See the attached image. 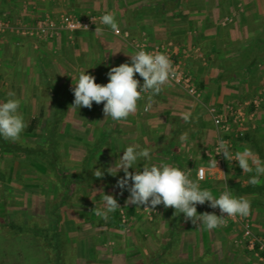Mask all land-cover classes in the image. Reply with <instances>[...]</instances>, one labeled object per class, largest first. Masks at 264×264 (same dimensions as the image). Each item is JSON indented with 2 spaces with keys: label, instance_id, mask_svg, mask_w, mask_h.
<instances>
[{
  "label": "crops",
  "instance_id": "0c3cea01",
  "mask_svg": "<svg viewBox=\"0 0 264 264\" xmlns=\"http://www.w3.org/2000/svg\"><path fill=\"white\" fill-rule=\"evenodd\" d=\"M79 1H88L89 4L92 2V0H63V4L70 6L72 2L77 4ZM107 1V7L96 12H90L88 9L82 12L81 10L83 8L79 9L76 6L75 8H71L73 10L70 11L76 15H84L89 12L103 13L109 10L114 11L118 24H120L118 26L121 33L116 34L112 30L105 28L101 35H97L94 29L72 34L62 32L57 38L43 39V49H41L43 53L41 60L42 72L40 78L33 76L30 70L27 73L22 72L19 76L18 73L21 72L18 70L19 66L27 68L26 71H28L31 58L26 57V59L24 57L27 54L28 47H33L29 45L31 44V40L27 36L15 37V41L12 38L14 41L13 48L16 51L18 50V53H15L10 60L7 57V53L3 55V52L0 50V101L6 99L9 91H14L24 101L21 104V111L24 117L25 115L33 114V109L28 113V106L32 108L39 107L38 113L42 118V123L46 126L43 127V124L41 126L37 124L38 129L45 130L53 127L55 123L50 124L49 115H56L59 118L56 123L58 125L66 113L77 116L75 118L77 120L75 123L77 124H70L71 126L73 125L72 127L75 130L88 129L90 131H103L104 129L105 140L107 141L105 152L109 162L114 163L116 160H119V157L123 154V149H120L121 147H126L129 144H139L152 149V162L163 160L178 165L181 168H189L193 171L196 166L205 162V151L209 150L215 142V129L207 107L213 105L222 106L229 103L235 104L238 102V98H242L247 94V90H250V85L252 86V84L257 83V75L260 71L258 67L263 65L260 64L263 61L258 60L257 50L259 47L256 39L258 34L262 32L264 25L262 27L260 26L259 29L252 28L258 16L254 12H250L254 14H249L248 11L243 12V9L238 11L239 8H233L231 10L226 8V13L220 15V12L216 10L215 6L210 8L207 5L206 7L202 5V7L198 8V5L194 3L191 5L184 3L181 5V0H173L177 8L166 12L155 7V4L161 0H134L136 5H133V7L129 5L126 8L121 6L120 1H118L119 6L117 8H115L113 3L109 6V0ZM5 2L12 4L10 6V12L6 13V15L15 20H22L19 13H26L28 11L32 12L33 17L38 19L42 15L39 14L41 11L49 9L48 7L52 8L54 4L57 6L61 4L59 7L56 6L59 10L65 9L62 3H60L61 0H6ZM229 2L231 4H240L239 0H231ZM43 5L45 6L43 7ZM123 7L127 12V17L133 18V24H128L127 18L123 14H120V9H123ZM5 16L0 18H6L7 16ZM32 24H34V21ZM129 26L133 29L129 28ZM6 35L0 34V38ZM133 39L146 40L149 45L161 43L174 44L185 70L191 74L200 92V100L193 99L169 80L162 86V91L158 95L150 96V93H142L141 98L137 101L136 112L121 121H113L110 117H105L103 103L97 104L93 102L90 108L86 106H82L79 109L73 107L70 112H66L65 108L68 107L71 101H74L72 88L75 79H72V77H75L80 70L87 68L86 71L95 76L97 83H107V73L112 66H118L124 62H131L130 54L135 51L130 43ZM0 45V47L3 46V44ZM24 53L25 56L22 57ZM51 63L57 68L56 75H51L48 73V70L46 71V68H50ZM135 76L141 81L142 77L138 73ZM38 82L42 83V89L39 91H37L38 86L34 84ZM20 84H23L24 90L20 89L22 88ZM256 87L258 88V85ZM27 88L30 90H27ZM257 88L254 90L255 92L252 89L254 94L252 93L251 98H254ZM63 92H66L65 96L62 94ZM250 96H248L249 99ZM27 100H31L32 102L29 104L26 102ZM192 103L195 106L192 107ZM51 104L54 107H51ZM145 106L150 107L145 110ZM189 109L193 113V118L188 123H185L180 118L179 113ZM83 115H88L92 118H89V122L85 123L82 120ZM147 115H151L147 118L150 123H148V126H145L144 118ZM34 117L32 115L29 124ZM35 118L38 117L36 116ZM255 126L253 122H248L246 129L251 133L250 130H254ZM183 132H188L189 139L187 142L179 141V136ZM156 133L157 135H155ZM102 136L103 133L99 138H96L95 142L101 140ZM6 141L8 142V146L4 143ZM249 142L250 140L243 141L244 144H248ZM13 145L12 142L10 144L9 140L0 138V159H6L9 162L8 174L11 175L12 171H14L18 178H20L21 176L18 173V160H14L12 158L13 155L7 152ZM2 152L4 153L2 154ZM31 159L32 162L33 158ZM15 163L16 167H13ZM237 166L240 167L239 164ZM142 167L143 164L140 165L141 170ZM216 169L218 170L217 173L212 169L213 175L209 177L212 184L224 183L225 178L228 184L236 181L232 176L231 170L229 171L225 167H218ZM120 171L123 170L121 169ZM129 171H134V169L130 168ZM5 172L2 161H0V176ZM247 174L246 176L249 178L251 173ZM30 176H33V174L31 173ZM209 180L207 179L208 182ZM237 180L243 184L242 180ZM43 182L44 180L41 181V185ZM200 184L203 186L207 185L205 182H200ZM247 199L249 200V198ZM12 201L10 198L6 203L10 205L19 203L18 201L15 203ZM204 205L210 207L208 202H205ZM251 206L253 205L251 204ZM258 210L259 208L254 207V214L252 213L250 215L252 229L254 223L257 221L255 214ZM22 213L23 209L19 213L14 214V217ZM258 215L256 214V216ZM260 215L264 219V213ZM261 225H264V220L261 221ZM204 227H200L201 232L199 233L202 236L204 235ZM212 230L218 233L217 240L219 242L217 241V244H221V241L226 237L225 232L230 231V236L228 237L232 239L231 243L237 249V256L235 257L233 254L232 258L243 259L244 257L249 260L257 259L243 244L235 241L240 235V231L235 225L220 226ZM253 232L255 233L254 230ZM255 234L264 236V233L259 234L256 232ZM8 239L0 236V244L2 242L12 241V239ZM18 239L27 240L24 237H18L13 240L16 241ZM206 241L207 247L203 251L204 254L198 258V261L204 260L205 257L203 258V256H207L212 251L209 245L211 244L209 239L207 238ZM12 253L9 256L2 257L6 259L7 257L12 258L11 255H14ZM214 253L219 258L224 254L221 250L220 253ZM257 260L261 261L259 259ZM259 264H264V262H260Z\"/></svg>",
  "mask_w": 264,
  "mask_h": 264
},
{
  "label": "rangeland",
  "instance_id": "374dc122",
  "mask_svg": "<svg viewBox=\"0 0 264 264\" xmlns=\"http://www.w3.org/2000/svg\"><path fill=\"white\" fill-rule=\"evenodd\" d=\"M5 1L6 0H0V8L4 9L5 12L8 13L11 10L10 6L12 4H8ZM106 1L107 0H92L90 4L88 1H79L77 4H74L72 2L70 6H65V4H63V0H61L60 3H62V6L65 7L64 10H59V8H57L61 4H59L58 6L54 4L52 8L48 7L49 9H45L41 11L43 13L40 12L39 14L55 17L60 13H63L62 11L72 13V11L70 10H73L71 8H75V6L79 9L83 8L81 10L82 12H84V10L87 11V9L90 12H96L107 7L108 1ZM118 1H120V3L122 4L121 6H124L125 8L129 5L130 7L136 5L134 0H109V6H111V4L113 3L115 8H117L119 6ZM217 1L222 2L223 0H181L180 4L182 5L185 3L187 5H191L194 3L195 5H198V8L202 7V5L205 7L207 5V7L213 8L216 5ZM229 1L231 0L223 1V3H225V5L227 6L226 8L230 10L233 8H239L238 11L240 9H243V12L248 11L249 14L255 13V15L258 16V18L255 19L252 28L259 29L260 26L262 27L264 25V0H239L240 4H231ZM44 6L45 5H43V7ZM83 6L88 8H84ZM43 7L41 6V8ZM124 7L123 9H120V14H123L124 17L127 18L128 24H133V18L131 16V18L127 17L128 15L124 10ZM31 13L32 12L30 11L26 13L20 12L19 15L22 20L16 19V21L15 19H12V17H8L7 15V17L5 16L6 18L4 19L8 20L9 24L12 25H16L18 22L29 25L32 24L33 21L35 22L34 19H36V17H33V13ZM129 28L132 27L129 26ZM134 28L135 30H137L136 27ZM0 34H7L5 37L1 36L0 38V44H3V46L0 47V50L1 52H3V55H6L7 53V57H9L11 60L13 58V55H15V53H18V50L16 51L15 48H13L15 37L25 35H18L10 31H3L0 32ZM27 37L30 38L31 44L29 45H31L33 48L28 47L26 56L24 53L22 57L25 56L24 58H31L30 66L28 67V71H26L27 68L19 66L18 70L21 72L18 74L20 76L22 72L27 73L30 70L33 76L40 78L42 72L41 60L43 57V53L41 49H43V39H36L30 36ZM167 37L170 38L169 35H167ZM12 38H14V41ZM258 57V60L263 61L260 63L263 65L258 67L260 71L257 75V83H255L256 85H258V88L255 84H252V86L250 85V90H247V94L242 98L237 99V101L244 107V111L250 116L248 122H253L256 125L257 129L252 135L253 137L248 144L234 141L233 150H243V148L247 146L251 148L256 154H258L262 159H264V52H260L258 54ZM47 70L51 75L57 74V68L53 63H51L49 69L46 68V71ZM34 84L38 86L37 91L42 89L41 82ZM20 86L22 87L20 89L24 90L23 84H20ZM255 87L257 88V90L254 97L260 92L262 93V101L257 106L248 103L250 99L253 100V98L251 97L255 92ZM252 89L254 92H252ZM27 90L30 89L27 88ZM62 94L63 96H65L66 92H63ZM248 96H250V99ZM26 102L30 104V102L32 101L27 100ZM72 104L73 101H71L68 107L65 108L66 112H70L72 110ZM52 106L53 105L51 104V107ZM193 106L195 105L193 104L192 107ZM38 108L39 107L32 108L28 106V113H30L31 109H33V114L25 115L27 125H29V120L32 115L39 118L38 124L40 126L41 124H43L41 120L42 118L38 113ZM150 116L151 115L145 116V126L149 125L148 123H150V121L148 122L147 118H149ZM76 117V115L66 113L60 120V123L57 125L56 123L59 118L56 115L52 114L48 116L50 124L52 125L53 123H55L53 124V129L55 130L56 139L58 140V145L56 148L59 158L66 167L72 170L81 168V159L86 155L85 150L89 149L90 144L94 143L96 138H99L102 133L105 134L104 129L103 131H90L88 129L75 130L72 127L73 125L71 126L70 124H77L75 123L77 122V120H75ZM89 118L92 117L88 115L82 116V120L85 123L89 122ZM39 125L38 127L41 128ZM42 126L45 127L46 125L43 124ZM44 131L46 130L40 129V132L34 131L33 133H29L26 127L25 130L21 133L20 140L15 142L10 140L9 141L10 144L12 142L14 145L29 144L34 146L42 142V134ZM155 135H157V133ZM106 147L107 141L105 140L102 147L94 153V158L91 166L94 169H107L110 173H116V175H114V177H110V179H107L102 183L98 182L101 183L100 185L104 184L105 182L106 184L103 187L92 183L96 186L91 188L88 187L89 192H91V194L93 195L91 196L89 201H84L81 198L83 190L75 191L73 195L70 194L66 198L63 197V190L66 189L58 184L59 180H57V176L51 171L50 167H48L41 160L38 155H30V157L33 158V161L31 162L32 159L27 157L29 155H26L23 151H21V149H8L7 152L13 155L12 158L14 160H18V173L21 177L18 178L17 174H15L14 171H12L11 175L8 174L9 162H7L6 159H0V161H2V166H4V170L6 171L3 175L0 176V207H2L0 210V215L6 216V218L10 217L11 219L18 220L17 217H14V214L19 213V211L23 209L22 215L24 217V220L26 221L31 218L33 220H37V218L50 220L54 218L49 213L50 207L56 202H63V204H61L59 209L56 211V216L62 227L63 241L65 245H68L70 247V252L75 264H170V261L175 259H177V264H259L260 262H264L262 260L258 261L257 259H255L256 261L249 260L244 257L243 259L232 258L233 254L235 255V257L237 256V249L233 247V243H231L232 239L228 237L230 236V231L225 232V239L221 241V244H217L218 233L216 231L209 230L204 227V235L202 236L199 233L201 232L200 227L203 228V226H201L202 224H200L199 222L193 223L191 218H185L183 213L178 214L171 206L166 207L163 203H161L151 209L143 208L144 206H141L142 208L136 207V205L134 204L127 203L130 193L127 188L122 189L118 186L117 182L121 177H123V175H120L119 171L116 172V167L114 166L115 162L113 163L107 160L105 152ZM3 153L4 152H2V154ZM237 164L238 162L235 163L229 161V163L225 164L222 168L225 167L227 168V170H231L234 179L242 180V186H244L248 182V177L246 176L247 172H243V169L238 167ZM13 167H16V163ZM214 171L217 173L218 170L214 169ZM31 173L33 174V176H30ZM42 180H44V182L41 185ZM262 181H264V178L262 179ZM205 183L207 185L209 184V182ZM223 184L224 183L214 185L212 184V182H210L209 186H201L210 189L214 195H218L219 192L223 190ZM103 192L111 194L116 198L118 204L120 205L119 209L122 210V212L120 213H123L124 215L123 218L122 216H120V223H123L124 226L110 225L108 224V220L105 221L104 219L96 215V209L102 207ZM255 195L252 196V194H243L241 196L250 198L254 197ZM10 198L13 200V203L17 201L19 203L12 205L7 204L6 201H9ZM149 207H151V205H149ZM254 207L259 208V210L256 211V214L259 215L256 216L255 214V217H257V221L254 223L253 230L255 231V233L257 232L259 234H263L264 225H261V221H263L264 219L260 214L264 213V208L262 206H251L250 215H252V213L254 214ZM197 212L202 213V211L199 210L198 206ZM173 218H177L178 220L177 226L174 229V233L176 234V237H178V241L175 245L168 246V240H170L171 236V222ZM0 236L3 237L1 230ZM25 236L22 235L19 236V238L24 237L27 238V240H30L29 235ZM207 238L211 243L208 244L210 245L212 251L207 256H203V258L205 257L204 260L198 261V258H200L202 254H204L203 251L207 247ZM10 239L15 238H9L8 240ZM203 239L204 241H202ZM21 241L22 240L17 241V249H19V251L26 249L29 251V255L19 257V260H14L16 264H44L41 258L42 251H37L35 249V246L30 244L28 241L26 244L22 243ZM3 243L4 242L0 244V264H10L13 258L11 259L7 257L6 259L2 257L9 256L11 253H8V250L5 251L6 245ZM220 250L224 254L221 253L222 255L219 258L214 252L220 253ZM5 252H7V254H3ZM12 252H14L12 253L14 255H11V257H15V249L12 248Z\"/></svg>",
  "mask_w": 264,
  "mask_h": 264
},
{
  "label": "clouds",
  "instance_id": "9594fccd",
  "mask_svg": "<svg viewBox=\"0 0 264 264\" xmlns=\"http://www.w3.org/2000/svg\"><path fill=\"white\" fill-rule=\"evenodd\" d=\"M100 23L119 34L114 11L104 12L100 17ZM104 30V27H96L94 32L101 35ZM130 55V63L124 62L109 69L107 83H97L95 76L86 71L87 68L72 77L75 79L72 88L74 93L72 106L78 109L82 106L90 108L93 102L103 103L105 117H110L113 121H121L136 112L137 101L142 93H150V96L158 95L174 72L170 57L165 52L151 53L142 47H137ZM137 73L143 78L142 84L135 76ZM23 102L14 91H9L6 99L0 101V138L13 142L21 139V133L28 126L21 111ZM148 107L150 106H145V110ZM179 116L188 123L193 118V113L189 109L181 111ZM188 139V132H183L179 136L180 142H187ZM120 149H123V154L118 161H115L114 166L116 172L121 169L124 172V176L117 183L120 188H127L129 191L127 200L129 204L152 209L163 203L166 207H173L178 214L183 213L185 218H191L193 223L199 222L209 230L224 225L225 217H247L251 213V202L243 196L235 195L228 186L226 178L223 190L218 195H214L210 189L200 184L205 177L203 168L198 171V178L194 179L178 165L163 160L152 162L150 147L129 144ZM221 153L228 161H238L243 172L251 173L248 178L249 184L259 185L264 182L261 179L264 177V159L251 148L245 146L243 150L234 151L228 141L218 138L215 154ZM141 162L142 170L139 166ZM130 168L134 171H129ZM208 168H218L216 158L209 159ZM94 175L102 177L104 171L97 168L94 170ZM205 202H208L212 208L218 207L221 214L198 213L197 204ZM119 207L113 195L103 192L102 207L96 209V215L107 221L109 215Z\"/></svg>",
  "mask_w": 264,
  "mask_h": 264
},
{
  "label": "trees",
  "instance_id": "16d2710c",
  "mask_svg": "<svg viewBox=\"0 0 264 264\" xmlns=\"http://www.w3.org/2000/svg\"><path fill=\"white\" fill-rule=\"evenodd\" d=\"M226 5L222 2L217 1L215 8L220 12V15H224L227 11L225 10ZM155 7L159 8L160 10H163L164 12L168 10H175L177 8L175 6V3L173 0H161L160 2H157L155 4ZM6 15V12L4 9L0 8V17H4ZM258 43L259 49L257 50V53L264 52V26L262 27V33H260L256 39ZM254 59V58H253ZM252 59V60H253ZM254 61V60H253ZM39 118H33L31 119V123L28 126V132L33 133L34 131L40 132V129L36 128L38 124ZM256 126L254 130H250V132L245 130V133L242 137L239 139L234 140L243 142V141H249L252 139V135L256 131ZM42 134V142L37 145H18L15 144L11 146L12 148L18 149L23 151L26 155H29L27 157L38 155L41 160L50 167L51 171L57 176L58 184L61 187H64L66 190H63L64 196L67 197L70 194L73 195L75 191H82V199L84 201H89L91 196V192H89L88 187H95L96 185L104 186L106 183L100 185L103 181H106L107 179H110V177H114L116 173H110L107 169H103L104 175L102 177H96L94 175V168L91 166L94 153L100 149L105 141L106 136L103 134L101 140L96 141L93 145H90L89 149L85 150V156L81 159V168L72 170L64 165V163L59 158V155L57 153V145L58 140L56 139L55 130L53 127H50L48 130ZM6 145L8 142H4ZM234 143V142H233ZM8 146V145H7ZM227 161L225 164H228ZM142 162L140 163V165ZM139 165V166H140ZM119 174L124 176L123 171L119 170ZM101 182V183H98ZM205 182H208L207 180ZM210 182V180H209ZM92 183H95L94 185ZM219 183V182H218ZM230 189L234 192L235 195L240 196L243 194L248 195H255L254 197H250L249 201L252 205L255 206H262L264 208V182H262L259 185H251L247 182L246 185L242 186L241 182L238 180L233 181L228 185ZM65 191V192H64ZM63 204V202H56L53 204L50 209L49 213L52 217L50 220H45L43 218H37V220H33L32 218L29 220H24V217L22 214H19L15 216L16 219H11L10 217L1 216L0 215V230L3 234V238H15L17 239L19 236L22 235H29V240L24 239H18L13 240L11 242H4L3 244L6 245L5 251L8 250V253H12V248L16 251V256L12 257L13 260L10 264H16L14 260H19V257L28 256L29 251L24 249L22 251H19L17 249L16 244L17 241L22 240V243H27V241L35 246V249L38 251H42L41 258L44 262V264H75L73 262L71 249L68 245H65L63 241V231L61 224L56 216V211L59 209L60 205ZM58 215V214H57ZM120 209L118 208L115 212L111 213L108 219V224L110 225H119L124 226L123 223H120ZM177 218H173L171 222V236L170 240H168V246L175 245L178 241V237H176V234L174 233V229L177 226ZM176 232V231H175ZM175 234V235H174ZM2 244V245H3ZM1 249V247H0ZM11 250V251H10ZM26 253V254H24ZM7 254V252L3 253ZM43 254V255H42ZM40 257V256H39ZM11 258V259H12ZM40 258V260H41ZM15 263H14V262ZM177 259L171 260L170 264H177Z\"/></svg>",
  "mask_w": 264,
  "mask_h": 264
},
{
  "label": "built area",
  "instance_id": "2783aa9c",
  "mask_svg": "<svg viewBox=\"0 0 264 264\" xmlns=\"http://www.w3.org/2000/svg\"><path fill=\"white\" fill-rule=\"evenodd\" d=\"M104 13V12H103ZM103 13H87L84 15H76L73 13L63 12L53 17L49 15H42L35 20L34 24L26 25L18 22L16 25L9 24L6 19L0 18V32L10 31L18 35H25L34 37L36 39H54L60 36L62 32L77 33L94 30L96 27H104L100 23V17ZM121 30L119 29V34ZM126 36V35H125ZM132 47L136 50L137 47H142L151 53L165 52L171 59L174 72L170 81L180 87L185 93L193 99L200 100V92L197 89L193 77L185 70L184 64L178 55L176 46L172 43H161L149 45L146 40L133 39L130 41ZM140 83H143V78ZM264 91V88H263ZM262 93L257 94L253 100L248 103L257 106L261 101ZM207 110L210 114L212 124L215 129V142L213 146L205 151V162L195 167L192 171L189 168H182L190 173L192 178H198V171L203 168L205 170V177L200 182H205L211 175L212 169L208 168L209 159L217 160V166L223 167L228 161L223 154H215L216 140L223 138L234 147V140L239 139L245 133L248 120L250 116L244 111V107L240 103H229L222 106H209ZM229 162V161H228ZM231 162L237 163L233 160ZM199 210L202 212H215L220 215V209L207 207L204 204H197ZM122 212V210H120ZM226 215V214H225ZM124 217L123 213L121 214ZM225 223L222 226L235 225L240 231V235L235 239L236 242L243 244V246L257 259L264 260V236H258L253 232L250 215L247 217H225Z\"/></svg>",
  "mask_w": 264,
  "mask_h": 264
}]
</instances>
